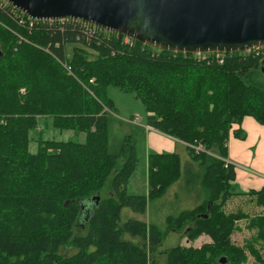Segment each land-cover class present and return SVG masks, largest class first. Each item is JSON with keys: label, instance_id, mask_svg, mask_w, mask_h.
<instances>
[{"label": "trees", "instance_id": "16d2710c", "mask_svg": "<svg viewBox=\"0 0 264 264\" xmlns=\"http://www.w3.org/2000/svg\"><path fill=\"white\" fill-rule=\"evenodd\" d=\"M124 35L79 21L29 28L0 11V264H159L154 256L165 233L143 220L119 219L123 207L144 214L148 201L165 194L181 176L180 156L150 151L148 192L129 194L136 145L125 136L117 155L107 151L109 85L134 93L145 106V125L185 143L203 168L204 198L167 216L165 232L209 241L166 250L164 264H246L248 254L264 264L256 247L264 246V187L237 191L234 166H224L230 133L244 137L234 125L245 116L264 125V84L251 79L264 71V48L223 51L219 63L208 60L217 52L154 51L130 36L124 42ZM67 44L75 45L70 58ZM40 116L83 141L40 138L30 153L28 132ZM196 144L203 150L195 152ZM243 197L261 212L225 209ZM242 221L254 236L238 245L232 236ZM78 226L83 234L75 233ZM66 247L75 252L62 254Z\"/></svg>", "mask_w": 264, "mask_h": 264}, {"label": "water", "instance_id": "95a60500", "mask_svg": "<svg viewBox=\"0 0 264 264\" xmlns=\"http://www.w3.org/2000/svg\"><path fill=\"white\" fill-rule=\"evenodd\" d=\"M35 19H75L182 53L264 45V0H7Z\"/></svg>", "mask_w": 264, "mask_h": 264}, {"label": "rangeland", "instance_id": "374dc122", "mask_svg": "<svg viewBox=\"0 0 264 264\" xmlns=\"http://www.w3.org/2000/svg\"><path fill=\"white\" fill-rule=\"evenodd\" d=\"M148 48L157 51L158 48L150 44H146ZM75 45H66L67 57L72 56V51ZM157 49V50H155ZM0 50H2V44L0 42ZM92 56L93 51L88 50ZM251 79L255 82L259 81L264 84V71H260L254 74ZM107 97L111 100L113 105V113L108 112L107 115V151L111 155H117L120 151L123 138L125 136H133L136 145L137 162L136 166L129 177L126 189L129 194L146 195L148 192L147 186V155L150 152L148 149V139L146 136V109L140 99H138L134 93L124 91L117 88L114 85L107 87ZM139 117V121L136 124H132L131 119ZM38 123L29 129L28 137V151L30 153H37L39 148L40 138L51 139L56 141L75 140L83 141V135L74 134L73 130L59 129L53 125V119L51 117L40 116L37 119ZM178 152L181 160V176L173 183L165 194L154 200H150L147 203L146 211L144 214H139L132 211L128 207H123L120 214L119 223L122 224L129 219L143 220L147 224H155L158 229L165 233L162 243L156 248L155 258L159 264H164L166 250L177 246H200L203 242L209 241L206 235H200L194 240H190L186 237L185 233H176L173 231H167L165 219L167 216H175L182 210L190 209L197 205L204 198L205 192L200 185V178L203 173V168L198 162L194 161L188 154V150L184 145L178 146ZM234 163V162H233ZM111 178V175L110 177ZM103 196L108 194V190L102 191ZM247 198L231 199L227 205V211H234L237 208L242 207L243 210L249 214L260 213V209L254 205H250L245 202ZM246 221L239 223L240 230H237L232 240L238 245H244V243L254 236V231L248 230L246 227ZM84 226H78L75 228L76 234H83L85 232ZM124 239H129L134 243L144 245V242L139 238H132L130 235L124 234ZM256 247L259 249L262 257L264 258V246L259 242H256ZM75 250L71 247H66L61 250L62 254L71 255ZM246 264H261V262L255 260L253 256L248 254V260Z\"/></svg>", "mask_w": 264, "mask_h": 264}, {"label": "crops", "instance_id": "0c3cea01", "mask_svg": "<svg viewBox=\"0 0 264 264\" xmlns=\"http://www.w3.org/2000/svg\"><path fill=\"white\" fill-rule=\"evenodd\" d=\"M235 128H241L244 137H236L231 132L227 141L226 159L235 171L232 184L240 192L258 190L264 187V125L251 116H245L240 125H234ZM145 130L150 151L175 152L179 155L178 146L184 145L186 148L185 143L155 129L146 126Z\"/></svg>", "mask_w": 264, "mask_h": 264}, {"label": "built area", "instance_id": "2783aa9c", "mask_svg": "<svg viewBox=\"0 0 264 264\" xmlns=\"http://www.w3.org/2000/svg\"><path fill=\"white\" fill-rule=\"evenodd\" d=\"M0 11L6 12L7 14H9L11 16V18H13L14 20H16V22L19 25L25 26L27 25L29 28L33 27L34 25L38 24L39 22H48L49 26L54 25L55 21H79L82 23L83 26H91L93 29H97V30H104L106 32H111V31H107L105 29H102L94 24H91L89 22H85V21H81V20H75V19H67V18H61V19H35L32 18L28 15H26L23 11L17 9L16 7H14L13 5H11L7 0H0ZM131 38L128 35H124V42L127 43H131ZM145 44V43H144ZM264 48L263 46H255L252 47L248 50L245 51H236L238 54H243V53H249L251 51L257 50V49H261ZM196 55H201V54H206V53H195ZM217 60L219 63H222L225 59V55L224 53H220L217 52L215 54V58H208V60ZM21 92H24V89L22 88L20 90ZM139 117H134L131 119V123L132 124H136L137 121H139ZM194 150L195 152H199L203 150V146L201 144H196L194 146ZM231 163L227 160L224 159V166L227 167L228 165H230Z\"/></svg>", "mask_w": 264, "mask_h": 264}]
</instances>
